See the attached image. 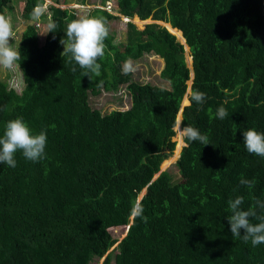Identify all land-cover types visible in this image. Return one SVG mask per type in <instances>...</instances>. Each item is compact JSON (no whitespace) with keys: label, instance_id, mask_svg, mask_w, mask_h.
Instances as JSON below:
<instances>
[{"label":"trees","instance_id":"trees-1","mask_svg":"<svg viewBox=\"0 0 264 264\" xmlns=\"http://www.w3.org/2000/svg\"><path fill=\"white\" fill-rule=\"evenodd\" d=\"M115 2L119 15L168 24L170 33L155 23L141 30L125 23L122 42L108 33L96 76L63 54L60 41L75 13L48 5V18L38 21L50 17L57 28L39 38L29 21L44 0H22L19 15L28 23L15 48L18 77L7 69L0 79V136L6 122L22 117L33 134L45 131L46 158L32 162L17 151L15 168L0 163V264H264V244L232 237L227 221L229 199L243 196L244 210L264 201V157L249 153L241 135L264 133V0ZM12 3L0 0V15ZM86 16L103 17L107 27L117 19L97 8ZM144 54L162 60L158 77L168 88L139 84L122 71L127 58ZM190 74L189 92H204L206 100L182 108L179 128H197L210 145L182 139L174 182L159 166L175 148ZM120 86L127 109L103 115L90 105L89 96ZM220 106L228 112L223 120L215 117ZM179 148L180 140L168 162ZM241 178L256 183L249 188ZM133 206L143 207L146 223L131 214ZM125 226L116 243L108 230Z\"/></svg>","mask_w":264,"mask_h":264},{"label":"clouds","instance_id":"clouds-1","mask_svg":"<svg viewBox=\"0 0 264 264\" xmlns=\"http://www.w3.org/2000/svg\"><path fill=\"white\" fill-rule=\"evenodd\" d=\"M111 2V0H105L102 5L100 4L99 8L110 14L113 10V3ZM50 5L58 7L55 6L58 4L52 3ZM74 5L82 6V4H79L77 2H75ZM42 9H44V4L40 8L35 7L33 9L31 20L33 21V23H30L29 21V23L34 25V27L36 28L37 36L39 38H42L43 36V31L40 32L38 30L43 26L41 22V24L38 23V20L42 15ZM114 12L115 14L119 15L116 12V2ZM46 16L48 18V15ZM112 16L118 17L116 15ZM119 16L122 17V19H126V23L130 22L129 18L121 15ZM34 20L36 21L34 22ZM137 20L144 21L139 19ZM149 21L157 22L151 21L150 19ZM46 28L48 29V32H55V29L57 28L56 23L52 21L50 17L49 23L47 24V27H44V30ZM108 32L109 29L107 27V22L103 17H92L84 15L78 17L77 19H72L67 23L66 26L65 35L67 37V40L65 41L62 39L60 41V43L63 45V54L69 56L70 63L75 62V64H77L81 69H87L89 72L98 76L100 74L101 65L97 62V60L105 55L106 46L104 41L108 37ZM12 37L13 29L10 19L4 17L3 15H0V67L8 70H13L16 66V61L21 57L18 49H13V47L11 46ZM75 70V67H73L72 71ZM135 70L136 67L134 65V61L131 57L127 58L123 62L122 71L125 74H128L134 72ZM83 76H88L87 72H85ZM11 82L12 84H16L15 81ZM187 93L190 96V100L188 101L189 105H191L193 101L197 105L204 104L206 100V94L204 92H201L199 90H190L189 92L188 86L184 95L185 97H187ZM227 116L228 112L225 107L220 106L216 109V118L223 120ZM178 129L179 134L184 141H198L203 146L210 145L207 135L201 134L197 128H194L190 125L179 128L178 123ZM241 135L243 138L242 140L244 146L249 153L264 157V133L257 132L255 129H248L241 133ZM46 143L47 137L45 131H40L38 134H33L22 117L9 120L8 122H6L3 135L0 136V163H5L9 167L15 168L17 163L15 160V153L17 151L22 152L25 159L32 162H38L39 160L46 158ZM239 182L241 185H245L249 188H252L256 183L254 179L248 180L243 178H241ZM144 192L145 191L143 189L139 193V195L144 194ZM227 203L230 212V215L227 216V221L230 226L232 237L241 238L245 243H248L250 241L253 247L264 244V214L258 215L257 211L255 210L256 208L264 210V201L258 199L254 200L253 206L248 210H244L241 207L244 203L243 196H237L234 199H229ZM131 214L135 217L141 218L143 222H147V217L143 216L142 206H133ZM252 217H255L260 222L256 224L251 223L250 218ZM241 230H243L244 232L243 236H241ZM118 241L116 243H118Z\"/></svg>","mask_w":264,"mask_h":264},{"label":"rangeland","instance_id":"rangeland-1","mask_svg":"<svg viewBox=\"0 0 264 264\" xmlns=\"http://www.w3.org/2000/svg\"><path fill=\"white\" fill-rule=\"evenodd\" d=\"M69 1H71V2H69L67 4H63V5H61V3H58V5H55V6H58L62 9L74 8L75 10L74 9H71V10H73L75 12V15L77 17H80V16L86 15L87 12L91 11L93 8L100 9L99 6H100V2L102 0H84L82 6L74 5L75 2H77V3L79 2L78 0H69ZM111 1H112L111 3H113V10L111 11L110 14L116 15L118 17L116 20H111L109 22V27H108L109 32L108 33L110 35H112V39H113L114 43H119V42H122L124 40L126 19H122V17L115 14V12H114L115 0H111ZM14 2H15L14 4L12 3L11 11L5 12L6 13L5 17L9 18L10 22L12 24L13 37L11 40V46L13 47V49L16 48V45H17L18 40H19V35L22 32V30L24 29L25 24L28 23L27 21H23L19 15L20 11L22 9V0H14ZM50 4H52L51 0H44V9H42L43 15H41V16L47 15V6ZM133 18H136V17H133ZM133 18L130 19V22L136 27L137 30H141L143 25H145L147 23H151L149 21V19H146L144 21L134 22ZM30 23H33V21H30ZM38 23H40V22L38 21ZM42 24H43V26L40 27V29H38V30L40 32L43 31V33H44V27H47L48 23L42 22ZM155 24L163 27V25L160 23H155ZM176 40H177V38H176ZM183 50H184V59H185L186 66L189 67L190 60H189V62H187V56H189L188 49H187V51H185V48H183ZM134 65L136 67V70L134 72L129 73V78L131 81L137 82L139 84L147 83L150 85L168 88L167 84L165 82H163L161 79H159V77H158V74H159L160 70L162 69L163 62L157 56L151 55V54H144L138 60L134 61ZM6 71H7V69L0 67V79L1 80L4 79ZM8 71H9L8 73L13 74L14 76L16 75L18 77V71L16 70L15 67L13 70H8ZM9 85H12V82L9 81ZM186 85H187V87L190 85V79H189V81L186 82ZM187 95H188V93L186 94V96ZM184 98L187 99V97L184 96L182 98V100ZM129 102H130L129 95L126 92V90L124 89V86L118 87V89L116 91H113V92L101 93L97 97L89 96L90 105L93 108L98 109L100 111V113L103 115L107 114L113 110H118V111L125 110L129 107ZM181 105H183V104H181ZM179 122H180V120L178 122H177V120L175 121V126L173 128L175 135L171 139V141H173L175 144L174 145L175 148L173 149L172 153L165 158L166 161L164 162L163 167L159 166V172L167 171L169 173V175L171 176L172 181H174V182L179 180V176H178V173H177L176 169L174 168L173 164L176 161L177 156H178L181 148L183 147V144L179 148V151L176 154L175 159L173 161H169V162L167 160H170L172 157H174V152H175L178 140H180L182 142V138L179 134V129H178V123ZM155 176L156 175H154V177ZM126 228H127V226L112 228V229H109L108 232L112 238H114L118 241L124 236V233H126ZM115 244H113L110 247V249L108 250L109 252H111V255L114 252V250H112V249L115 247ZM101 260H102V258L99 260L94 259L90 262V264H100Z\"/></svg>","mask_w":264,"mask_h":264},{"label":"water","instance_id":"water-1","mask_svg":"<svg viewBox=\"0 0 264 264\" xmlns=\"http://www.w3.org/2000/svg\"><path fill=\"white\" fill-rule=\"evenodd\" d=\"M151 23H160V24H162L163 25V27L165 28V26L164 25H166V24H164V23H162V22H151ZM168 25V24H167ZM169 26V25H168ZM166 29V28H165ZM169 29H171L170 28V26H169ZM167 30V29H166ZM168 31V30H167ZM169 32V31H168ZM170 33V32H169ZM183 39V38H182ZM190 63H191V60H190ZM188 67V66H187ZM188 68H190V64H189V67ZM191 78H192V74H190V83H191ZM189 81V80H188ZM186 101H187V104H185V105H181L180 104V108H179V111L177 112V114H176V118H177V116H179V120L181 119V117H180V113H181V111H182V108L184 107V106H186V105H188L189 104V102H188V100L186 99ZM177 158H178V156H177ZM156 177V176H155ZM155 177H153V179L155 178ZM143 194H140L139 195V197H138V199H140V197L142 196ZM137 199V200H138Z\"/></svg>","mask_w":264,"mask_h":264},{"label":"bare ground","instance_id":"bare-ground-1","mask_svg":"<svg viewBox=\"0 0 264 264\" xmlns=\"http://www.w3.org/2000/svg\"><path fill=\"white\" fill-rule=\"evenodd\" d=\"M133 21H136V20H133ZM136 22H138V21H136ZM167 25V24H166ZM165 26V25H164ZM166 28V27H165ZM172 34V33H171ZM181 44V43H180ZM183 45V44H182ZM184 46V45H183ZM191 84V83H190ZM182 102H183V100H182ZM181 102V104H183V105H185L184 103H182ZM187 104V103H186ZM179 117V116H178ZM181 145H182V142L180 141V147H181Z\"/></svg>","mask_w":264,"mask_h":264}]
</instances>
